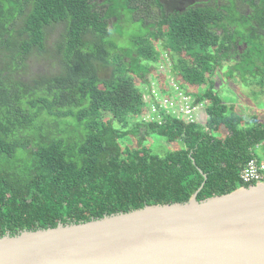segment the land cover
Instances as JSON below:
<instances>
[{"label": "trees", "instance_id": "obj_1", "mask_svg": "<svg viewBox=\"0 0 264 264\" xmlns=\"http://www.w3.org/2000/svg\"><path fill=\"white\" fill-rule=\"evenodd\" d=\"M227 2L0 0V237L255 184L240 173L264 155V120L228 105L213 77L263 86L264 0ZM127 16L142 27L120 47ZM31 56L53 70L26 77ZM166 58L204 122L140 119ZM149 138L179 147L159 154Z\"/></svg>", "mask_w": 264, "mask_h": 264}, {"label": "water", "instance_id": "obj_2", "mask_svg": "<svg viewBox=\"0 0 264 264\" xmlns=\"http://www.w3.org/2000/svg\"><path fill=\"white\" fill-rule=\"evenodd\" d=\"M0 264H264V182L6 234Z\"/></svg>", "mask_w": 264, "mask_h": 264}, {"label": "rangeland", "instance_id": "obj_3", "mask_svg": "<svg viewBox=\"0 0 264 264\" xmlns=\"http://www.w3.org/2000/svg\"><path fill=\"white\" fill-rule=\"evenodd\" d=\"M102 2V0H99ZM193 1V0H187L185 2ZM200 1H207V0H200ZM223 4H228L227 0H219ZM238 4V9L241 10V12H248L249 9H247L246 6L241 5L239 1H236ZM176 5V4H175ZM183 5V4H179ZM241 5V6H240ZM177 7V5H176ZM141 15L140 13H138ZM137 15V14H136ZM111 20H114L113 18ZM122 30H117L116 34L114 33L112 35V38L116 40V43L121 46H129V35L135 34L140 32L142 24L139 21H131L129 17L127 16L123 23H122ZM61 30V26H57L55 30L51 32L50 35V41L49 43L54 42L59 35V31ZM121 35V36H120ZM169 58V56H168ZM51 61L48 58H43V56H31L30 59V72L25 75L26 77L35 76L38 74H43L44 72H47V69L50 68V70H53V67L51 66ZM227 71L226 68H221L219 70V74L215 75L213 78L216 79V88H219V94L222 96L223 100L228 105H233L235 107V110L241 114H244L246 118H249L253 115H257L259 117V120H264V84L263 86H260L258 84H252L250 86H246L245 84L240 83L239 80L235 81L237 85L230 83L231 81L227 79L226 75L224 74ZM111 72V69L109 67H99V74L101 77H108ZM166 73V76L162 79L159 78L160 73ZM159 81H157V79ZM148 79L151 81V87L147 88L146 85H144V93H145V99H147L149 95V90H153L154 93L159 94L158 89L160 87H167L171 84L173 81L175 84L177 82L173 79L171 76V62L167 58L164 60L163 63H160L157 66V71L154 74L148 75ZM165 82V84L163 83ZM235 85V86H234ZM201 88H199L200 90ZM169 91V90H168ZM173 91H171V94ZM205 114H204V108L200 110L199 113V120L198 122H204ZM141 119V118H140ZM141 121V120H139ZM159 137V136H158ZM161 138V137H159ZM149 144H153V150L160 152L159 154L166 153V150H174L179 147L178 143H172L169 144L165 142V140H160L157 138H149ZM259 152V151H257ZM258 158L260 160L264 159V155L262 153H258Z\"/></svg>", "mask_w": 264, "mask_h": 264}, {"label": "built area", "instance_id": "obj_4", "mask_svg": "<svg viewBox=\"0 0 264 264\" xmlns=\"http://www.w3.org/2000/svg\"><path fill=\"white\" fill-rule=\"evenodd\" d=\"M169 93H163L158 89L159 94L149 90L147 107L141 115V120L163 123V118H173L184 122H197L199 113L204 108L203 103H195V99L175 84L173 81L168 86ZM171 91L173 93L171 94ZM240 177L245 182H264V159H250L243 167Z\"/></svg>", "mask_w": 264, "mask_h": 264}, {"label": "flooded vegetation", "instance_id": "obj_5", "mask_svg": "<svg viewBox=\"0 0 264 264\" xmlns=\"http://www.w3.org/2000/svg\"><path fill=\"white\" fill-rule=\"evenodd\" d=\"M185 1L187 0H174L176 5L183 4ZM175 9H178V8H175Z\"/></svg>", "mask_w": 264, "mask_h": 264}, {"label": "clouds", "instance_id": "obj_6", "mask_svg": "<svg viewBox=\"0 0 264 264\" xmlns=\"http://www.w3.org/2000/svg\"><path fill=\"white\" fill-rule=\"evenodd\" d=\"M260 153H262V152H260ZM256 184V183H255Z\"/></svg>", "mask_w": 264, "mask_h": 264}]
</instances>
